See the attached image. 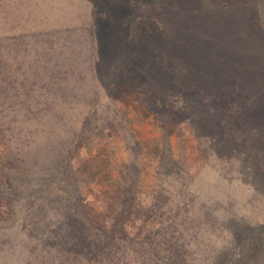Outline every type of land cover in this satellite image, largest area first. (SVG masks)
<instances>
[{
  "label": "rangeland",
  "instance_id": "1",
  "mask_svg": "<svg viewBox=\"0 0 264 264\" xmlns=\"http://www.w3.org/2000/svg\"><path fill=\"white\" fill-rule=\"evenodd\" d=\"M0 10V17L14 22L7 21L8 27L22 43L14 54L18 64L0 86V165L20 175L17 186L43 184L49 198L64 200L63 190L54 192L51 181L57 180L60 153L74 139L91 155L81 170L64 177L106 183L117 176L125 159L118 135L112 131L106 137L107 129L101 133L89 126L82 136L80 130L87 106L102 97L127 114L125 125L132 120L139 145L148 138L151 144L170 143L174 152L184 148L179 136L189 127L160 125L147 117L146 105L128 88L138 75L129 74L132 69L164 86L181 82L184 71L187 83L194 76L196 97L203 89L211 96L223 92L216 108L221 112L211 111L228 117L214 144L226 152L224 160L213 157L207 163L203 153L187 160L177 184V189L184 184L178 201L181 229L197 247V260L212 261L214 250L223 246L216 256L226 264H264V232L256 243L249 236V229L264 226V0H0ZM43 41H49V50L38 49ZM116 82L122 88L109 90ZM58 89L60 97L54 94ZM38 99H61L64 111L53 101L38 110ZM47 119L57 127L38 129ZM150 157L145 151L134 169L146 197L157 182ZM159 182L160 201L167 205L175 197V183L166 177ZM7 186L0 183L6 195L12 193ZM37 210L25 219L17 212L0 218V264L33 260L38 242L25 235L32 236L44 216ZM22 246L32 250L30 255Z\"/></svg>",
  "mask_w": 264,
  "mask_h": 264
},
{
  "label": "trees",
  "instance_id": "2",
  "mask_svg": "<svg viewBox=\"0 0 264 264\" xmlns=\"http://www.w3.org/2000/svg\"><path fill=\"white\" fill-rule=\"evenodd\" d=\"M3 11L0 10L1 13ZM5 16L3 14L0 17V86L4 77H10L11 66L18 64L14 54L22 46V43L16 42L17 34L11 33L13 27H8L9 20ZM9 22L10 26L14 25V22ZM5 27L9 30H5ZM7 40L9 44L5 43ZM48 42L40 43L38 49L47 50ZM5 53L12 54L13 57H5V60ZM134 72L138 75L133 78L134 85H128V88L132 90L131 93L134 92L139 104L146 105L144 109L147 117L156 119L160 125L165 123V126L171 124L189 127V130L181 131L179 136L183 137L185 147L174 152L170 143L161 145L157 141L151 144L144 137L148 141L139 145L132 120L125 125L123 116L127 114L122 115L110 99L102 97L87 106L89 109L80 130L82 136L89 126L101 133L107 129L109 133L104 135L106 137H110L112 131L118 135L116 138L123 146L125 159L114 179L101 183L94 180H68L64 177L71 175L69 172L81 170L83 162L91 155V150L77 146L75 139L60 153L61 157L54 166L57 180L51 181V185H57L54 192L63 190L64 200L49 198L50 193L47 194L43 184L37 188L23 184L17 186L20 175L11 170L5 172L3 165H0V183L12 189V193L6 195L0 187V218L8 220L17 212L25 219L31 217L30 212L36 208L39 214L44 213L31 230L35 236L25 235L26 238H36L37 248H33L36 254L33 260L27 258L22 264H226L221 257L216 256L222 252L223 246L214 250L215 259L212 261L195 258L197 247L193 246L188 233L184 234L178 219L180 191L184 190V184L180 182V188L177 189L182 174L186 173L184 169L188 158H196V153L200 157L203 153L204 162L208 160V163L213 157L220 162L226 157V152L218 147L215 149L214 144L222 137V131L218 129L224 127L228 116L225 113L217 116L211 111L215 109L217 114L221 112V109L218 112L216 108L222 106L223 92L211 96L204 94L203 89L201 96L196 97L194 76L187 83L189 79L184 71L181 73L186 78L167 86L157 79L155 82L154 78L149 82V76L138 69L130 70L129 74ZM119 75L123 78L125 74ZM64 86V90H69L67 84ZM112 88L119 89L122 85L116 82L108 89ZM60 92L61 89H58L54 94L60 97ZM52 101L54 105L62 107L60 111H64L65 103L61 99L34 101V107L42 110ZM26 107H29L28 103ZM37 126L46 132L49 126L51 129L57 127L56 122L49 119L40 121ZM198 127H201L200 132ZM145 151H149L151 155L149 164L157 180L156 191L152 190L147 197L142 184L139 185V173L134 171ZM163 177L170 178L175 183L173 191L176 198L172 197L167 205L163 200L160 201L158 194L162 186L159 181ZM12 196H18V200L12 201ZM249 230L250 238L255 243L259 242L264 226L259 227V231ZM22 250L29 255L32 252L28 246H22Z\"/></svg>",
  "mask_w": 264,
  "mask_h": 264
}]
</instances>
